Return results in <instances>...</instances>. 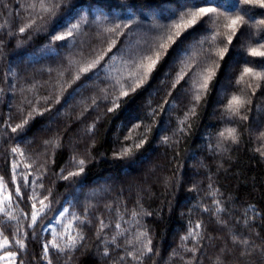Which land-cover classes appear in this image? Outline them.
Returning <instances> with one entry per match:
<instances>
[{
    "label": "trees",
    "instance_id": "1",
    "mask_svg": "<svg viewBox=\"0 0 264 264\" xmlns=\"http://www.w3.org/2000/svg\"><path fill=\"white\" fill-rule=\"evenodd\" d=\"M195 2L45 0L46 12L38 0H0V200L11 194L4 207L13 217L0 213V241L12 242L16 264H264V81L246 76L236 83L245 66L264 72L245 63L264 60L248 53L264 43L258 24L264 9L214 0L220 12L249 20L223 59L217 53L227 30L220 16L208 31L199 24L187 30L192 35L176 51L169 48L145 85L107 110L120 95L116 82L127 75L126 63L195 10ZM145 26L151 35L142 43ZM95 60L96 67L80 72ZM181 68L188 75L173 87ZM206 68L215 76L196 103L192 79ZM233 95L248 101L240 116L227 111ZM226 128L236 130L237 142L219 136ZM126 147L130 154L122 153ZM79 160L84 171L70 176L79 172ZM190 230L199 236L182 240ZM149 240L151 253L144 247Z\"/></svg>",
    "mask_w": 264,
    "mask_h": 264
},
{
    "label": "snow or ice",
    "instance_id": "2",
    "mask_svg": "<svg viewBox=\"0 0 264 264\" xmlns=\"http://www.w3.org/2000/svg\"><path fill=\"white\" fill-rule=\"evenodd\" d=\"M41 7L44 9V11H49L46 7H44L45 0H38ZM241 2L244 5H251L256 6L259 9H264V0H241ZM214 0H197V2L193 3L191 7L195 10L185 12L183 15H180L179 18L173 22L172 24L165 26L161 30V34L158 36L157 40L151 44L145 51H143L140 55H138L134 59H130L129 63H126L125 68L127 70V75L122 76V80L117 81V86L119 87L120 95L116 97L112 101V107H108L109 112L115 111L117 108L120 107V100L124 97H129L132 93H135L138 89L142 88L145 83L149 80V78L152 76L154 71L157 69L158 65H160L161 61L166 55H169V48L172 45H175V48H173V51H176L179 49L183 44L184 41L188 38L189 35H192L191 32H188L187 30L193 29L195 26L199 24L200 28H203L205 31H208V23L215 17L216 20H219L220 16H223V24L222 27L226 29L225 37L227 40V44L217 53L220 59H223L224 54L228 52V46L233 43V37L237 35L238 30H241L244 25L249 24V20L245 19L244 15L236 14H225L218 10L217 7L213 6ZM33 10L36 8V3H33L31 5ZM184 7H188V5H184ZM35 23V20L32 21V24ZM32 24H27L25 27L20 28V32H24L26 28H29L32 26ZM258 24L261 26H264V19L258 21ZM121 27V24L117 23L113 28L108 29L109 32H116ZM124 28L131 27L130 24H124ZM79 25H73L72 29H70L66 35L71 36L72 32L74 30H78ZM182 37V34H185ZM242 34V31H241ZM220 33L217 31L215 36H213V39H216L217 36H219ZM66 37L65 35H58L55 36L56 40H64ZM108 51H111V48L108 49ZM248 53L251 57L256 58H264V43L258 42V47H251L248 49ZM100 59H103L101 57ZM100 63V60H95L91 64H89L87 67L81 68L80 72L87 73L91 71L94 67H96ZM246 64L253 63L256 64L257 67H264V60L255 61L250 60L246 61ZM219 65H216V68H218ZM193 71V70H189ZM207 75L204 79V82L202 85H200V88H202L204 91H207L209 82L213 79L215 76V70L212 68H206L204 70ZM188 75V72H185L182 68L177 73V78L175 83L173 84V87L176 86V84H179L181 80L184 79L185 76ZM246 76H251L254 79L258 81H264V72H258L255 71L253 67H243L242 73L239 76L238 80L236 81L237 84H242L244 82V79ZM79 79V76L76 77ZM192 77L189 76V80H191ZM248 88H252V85L249 83L247 84ZM257 87H259V84H257ZM241 92L244 91L243 88L240 89ZM254 94V93H253ZM193 99L196 103H199L201 99V95L199 92V89H197L193 94ZM248 101L245 100L243 95H233L231 99L228 100L226 108L227 111L233 115V116H240L241 115V109L245 107V104ZM191 111L195 112V105H193V108ZM242 119H246V117H241ZM27 123V121H25ZM22 127V125H17V128ZM140 127V124H135L132 129H130V134L126 139H132L131 132L135 129H138ZM13 132L16 131V128L12 129ZM219 136L224 138L225 140H231L233 143L237 142V136H236V130L234 128H226L223 131L219 133ZM264 136V134H262ZM167 138H165V141ZM136 148L141 147L140 143L135 144ZM12 151L19 152L18 148H13ZM123 154H130L131 148L126 147L122 149ZM264 154V153H262ZM20 155L22 156L23 153L21 152ZM79 166V172L75 173H69V175H79L81 172L84 171L83 165L85 163L84 160H79L76 162ZM18 167V165H13V170ZM67 178V177H65ZM13 180H15V177H13ZM0 181H2V178H0ZM27 186V184L25 185ZM20 188L16 189V193L20 194ZM35 199V197H33ZM4 201H11V194L8 196H5L3 200H0V213H3L4 215L8 216L9 219H13L10 212H7L4 207ZM40 204L43 205V200L40 201ZM33 208H35V204L32 205ZM42 210V209H41ZM205 211H208V209H205ZM223 211L221 208H217L216 212L217 214L219 212ZM37 213L33 212L32 214V220L33 223L36 221ZM135 216L136 213H133ZM79 219V217H77ZM81 223H84V221H80ZM71 227V225H69ZM104 224L101 221V229H103ZM119 227V225H117ZM201 225L197 223L195 225L196 229H199ZM0 235H3V233H0ZM147 233H141L140 237L146 236ZM199 236V233L195 230H190L188 234L184 237H182V240H188L190 237H197ZM83 237H81L82 239ZM139 239V238H138ZM113 242L115 240L113 239ZM15 245L18 247L20 251H23V249L26 247L23 240L16 239L14 241ZM51 243V247L54 249H59V245L53 240ZM233 243H240L242 245L248 246L249 241L247 239L239 240L236 237H233ZM76 244L75 238H72V243L68 245V247H74ZM12 242L9 241L7 236L3 237V240L0 241V250H4V254L0 255V260L5 261L6 264H16L17 261V255L18 253L16 251L8 250L11 248ZM151 241L149 240L147 244L144 246L146 248V251L148 253L152 252V248L150 247ZM44 253L47 254L49 250V245H44ZM108 253L105 252V255ZM243 254V253H242ZM123 259V257H121ZM133 259H137L136 256H133ZM20 264H23V260L20 261ZM49 264H51V261H49Z\"/></svg>",
    "mask_w": 264,
    "mask_h": 264
},
{
    "label": "rangeland",
    "instance_id": "3",
    "mask_svg": "<svg viewBox=\"0 0 264 264\" xmlns=\"http://www.w3.org/2000/svg\"><path fill=\"white\" fill-rule=\"evenodd\" d=\"M142 30V37L140 38V40L142 41V43L146 42L148 39H150V30H149V27H142L140 28ZM237 58V57H236ZM236 58H234L231 63H230V67H229V71L232 69L235 61H236ZM176 60V58L174 59ZM228 74V73H227ZM207 73L204 71V70H199L198 72H196L194 78L192 79L193 82V86H194V89L197 90L199 89V92L201 93V91L203 90L202 88H200V85L203 84L204 82V79L206 77ZM229 80L228 78L226 80H224V86H226L228 84ZM221 94V93H220ZM218 101V100H217ZM50 124V121H46L45 125H48ZM148 165V163H147ZM148 178V176L146 177Z\"/></svg>",
    "mask_w": 264,
    "mask_h": 264
}]
</instances>
